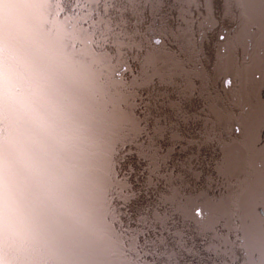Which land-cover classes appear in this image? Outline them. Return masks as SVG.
I'll return each instance as SVG.
<instances>
[{"label":"snow or ice","instance_id":"snow-or-ice-1","mask_svg":"<svg viewBox=\"0 0 264 264\" xmlns=\"http://www.w3.org/2000/svg\"><path fill=\"white\" fill-rule=\"evenodd\" d=\"M163 0H149V3ZM144 0H62L66 12L55 29L63 36L62 56L89 66L120 95L122 137L115 144L82 146L74 134V118L61 112L44 93L30 121V136L18 141L11 102L12 73L5 55L0 59V264H93L86 257L105 242H122L134 250L123 264H171L172 253L156 245L143 206L137 204L136 167L128 158L141 159L134 134L143 124L138 99L126 79L143 43L133 11ZM201 0H187L190 8ZM41 0L28 3L0 0V44L7 51L15 37L13 12L44 8ZM155 46L162 39L152 41ZM23 153V159L21 154ZM27 195L39 228L23 235L17 219L19 194ZM87 192L86 204H70L69 192ZM264 252V247L261 248Z\"/></svg>","mask_w":264,"mask_h":264},{"label":"rangeland","instance_id":"rangeland-1","mask_svg":"<svg viewBox=\"0 0 264 264\" xmlns=\"http://www.w3.org/2000/svg\"><path fill=\"white\" fill-rule=\"evenodd\" d=\"M14 2L28 3L30 0H14ZM41 2L45 5L44 8H23L13 12L15 37L6 52L3 51V45L0 44V59L6 55L12 68L11 102L14 107V124L18 141L21 145L27 142L30 136L29 124L35 113L37 101L47 92L53 104L62 113L67 112L74 118V134L78 143L82 146L93 143L115 144L118 141V136L123 135L120 128V95L118 91L111 88L98 72L90 68L87 58H83L76 65L65 63L61 51L63 36L55 30L58 25L62 24L66 16L62 14V0H41ZM165 2L166 5L162 3V6L169 4L166 0ZM220 2L221 0H201L200 10H197V8L188 7L187 0H183V5L187 8L188 13L194 17L195 14L199 16L198 19L201 20L198 24L201 29L200 33L215 32L212 36H203L202 34L194 36L193 30L187 29L186 32L181 31V35L183 38L187 37L188 43L180 46L176 42V38L178 30L182 27L176 29L168 24L166 28L160 21L163 29L161 33L157 30V33L154 34L160 39L167 37L173 43L171 45L169 42V45L164 48L161 45L156 46L157 50H163L161 53L169 54L163 62V72L169 73L170 66L174 67L172 69L174 76L179 75L181 68L186 70L187 77H184L185 81L187 78L189 85L184 81L181 89L182 94L180 89L176 88L171 90L172 94L170 95L177 97L179 94L180 100L184 103L183 106L190 103V108H187L189 114L201 115L205 121L202 124L204 127L208 126L209 131L213 133L212 138L226 141L233 135L232 122L240 120L238 116L234 115L239 113L238 111L243 107V99L241 101L242 67L239 63L248 57L247 55L242 59V52L245 51L243 47H248L247 51L253 49V40L257 37L259 29L251 28L250 33L243 39L239 33L242 31L241 22L246 18L239 19V15L235 11L234 15L228 19L229 13H225L224 8L219 5ZM222 2L226 7L225 1L222 0ZM233 4L234 2H232L231 10L236 9ZM157 5H159L158 2ZM194 17L189 18L190 25L193 24ZM223 19H225L224 22ZM248 23L252 24L249 19ZM226 25L232 26V31L227 30L231 33L227 45H221L222 36L228 33L223 29ZM211 40L213 42H210ZM207 49L211 50V62H206L209 61ZM174 59L175 63H172ZM205 70L207 78L203 73ZM133 72L135 75L129 69V74L126 77L127 87L132 94L138 97L139 93L141 94L140 91L143 90L141 85L144 82L148 83L149 77L145 73L144 66L142 73H137L134 69ZM188 73H192L194 77L189 78ZM203 78L205 79L203 80ZM191 81L192 84H190ZM203 81L204 83H202ZM249 81V76L243 78L246 88ZM167 82L170 80L165 81V83ZM148 90L149 92L155 91L151 88ZM201 92H204L201 95L202 98L199 95ZM176 97L175 99H178ZM210 97L214 98V105L220 111L216 113L218 116L211 111V109L214 110V107L209 105L211 101L213 102L209 99ZM222 99L227 103L225 107L220 103ZM196 106L197 108H195ZM221 112L227 115V128H222L218 121L222 115ZM142 132L141 126L134 135L139 136ZM21 158H24L23 153ZM69 200L70 204H86L88 201L87 192L73 187L69 192ZM28 208H32V206L21 185L17 203L19 223H23L25 210ZM240 245L244 252H247L245 243ZM133 250L132 243L127 249H124L122 242H105L92 250L86 258L93 264H123L124 261L132 259L128 253ZM240 263L246 264L244 253L240 254Z\"/></svg>","mask_w":264,"mask_h":264},{"label":"trees","instance_id":"trees-1","mask_svg":"<svg viewBox=\"0 0 264 264\" xmlns=\"http://www.w3.org/2000/svg\"><path fill=\"white\" fill-rule=\"evenodd\" d=\"M162 3L158 2L156 6V3L144 0L143 5H137L133 11V23L143 43V53L137 52L132 57L131 68L137 73H142L145 59L158 49L152 45L157 38L154 33L158 29L161 33L163 26L167 28L168 24L179 29V14L172 5L167 7ZM62 14L65 16L66 12L62 11ZM226 27L232 31V26ZM194 31L198 33V30ZM162 40L163 48L169 45L167 37ZM210 52V49L206 50L209 59L206 62H211ZM145 73L149 77L148 83L141 85L143 90L137 97V114H143V132L134 135L141 159L128 158L136 167L137 189L142 193L136 203L143 206L144 226L158 247L172 253L171 264H239L228 262L219 254L214 247V235L202 228L193 209L194 202L207 193L214 178L220 158V140L211 137L213 133L208 126L204 127L203 119L198 121L196 115L189 114L190 103L183 106L179 94L177 97L170 95L172 89L165 87L160 75L158 79L150 80V72L145 70ZM203 73L207 78V71ZM184 81V74L176 79L181 94ZM150 88L155 91L149 92ZM204 92L199 93L201 98ZM121 137L118 136V140Z\"/></svg>","mask_w":264,"mask_h":264},{"label":"flooded vegetation","instance_id":"flooded-vegetation-1","mask_svg":"<svg viewBox=\"0 0 264 264\" xmlns=\"http://www.w3.org/2000/svg\"><path fill=\"white\" fill-rule=\"evenodd\" d=\"M225 1L229 2L230 4H232V2H234V4H240L243 8L242 11H245V13H247L241 0ZM246 18H248L252 22V24L244 22L241 25V33H243L239 34L243 39H245L250 33L251 28H256V25L253 20L250 17ZM223 29L224 31L229 30V32H231L230 29L226 26L223 27ZM229 32L224 34L228 36V39L231 34ZM263 41L264 37L261 36V33L259 31L257 32V37L253 40V49L247 51L248 47H243L245 51L242 52V59L248 55L246 60L239 63L242 67L241 101L243 99V107L242 110L240 109V111H238L239 113H236V115H234L238 116L240 120L232 122L233 135L231 136V138L226 141L220 140V158L217 169L215 171L214 178L210 181L211 185L207 189V193L203 194L199 199H197L196 203L197 217L201 218L203 224L206 226V229L209 231V233L215 235L214 238L216 241L217 251L220 255L224 256L229 262L232 263H238L240 254L244 253L246 264H264V253L262 252L260 254L258 252V248H260L261 246L264 247L263 237V239L261 238L260 242H258L261 245L256 247V249L258 250L255 256L252 257L251 253L250 257L251 250L248 252L250 247L248 248V245L246 243L248 239L247 236H245V232L243 229V212L240 207L241 197L244 195V193L248 191V189L254 182L252 156L246 144V133L243 128V119L248 118L253 111L259 108L257 95L262 87V81L264 76ZM172 55L174 56V54ZM168 56L169 54H165L164 52L161 54L157 53V57L155 60H151L152 57L148 56L145 59V65L147 66V69L150 72V80L158 79V75H160L159 77H161V80H170V82L166 83L165 87L167 89L173 90L178 88L177 83H175L177 76H174L172 72V69L174 67L170 66L171 71L169 73H165V71L163 72L162 68L163 62H165V59ZM172 63H175V59L172 61ZM179 75L182 76V74L180 73ZM245 76H249L250 79V81L247 83V88L244 85L245 82H243V78ZM209 99L213 100V102L211 101L209 103V105L211 104V106L214 107V110L211 109V111L215 112V115L218 116L216 113H218L219 110L216 109L214 105V98ZM238 102L240 103V101ZM195 108H197V106ZM196 117L197 119H199L198 121H202L203 119L201 115H196ZM226 120V114L220 117L219 123H221L222 128L228 127L226 124ZM260 155L264 160V143L260 148ZM257 190H259V198L262 201V199H264L263 188H258ZM256 199H258V196L255 195L254 191V193L251 195V198H249L248 210L250 213L248 215H251L250 217L253 216V223L264 224V216L261 215L262 212L259 207L261 204L257 206L250 203V201H256ZM241 243H245L247 252H244L240 245Z\"/></svg>","mask_w":264,"mask_h":264},{"label":"bare ground","instance_id":"bare-ground-1","mask_svg":"<svg viewBox=\"0 0 264 264\" xmlns=\"http://www.w3.org/2000/svg\"><path fill=\"white\" fill-rule=\"evenodd\" d=\"M166 1H167V3H169V4H167V7L173 5L172 8H175L176 13L179 14V16H180L178 18V22L180 23V26H178V28H181V27L182 28L178 30V35H177L178 37L176 38V42L180 46L186 44V42L188 41L187 37L183 38V36L181 35V31L186 32L187 29L188 30H193V35L194 36L195 35L198 36V34H202V33H200V31H201L200 26H198V24H200V21H201V20L198 19L199 16H196V14H195V17H194V15L188 13L187 8L183 5V0H166ZM225 3L227 4L226 7H224V4H223L222 0L219 3V5L224 8L225 13L226 12L229 13V15H227L228 19H229L230 16L234 15L235 11L239 15V17H238L239 19L240 18L243 19V18L248 17L246 15L245 11L244 12L242 11L243 8L241 7L240 4H238V3L233 4V6L235 5V8L236 9L233 8V10H231L232 9V4H230L227 1H225ZM163 4L166 5L165 0H163ZM171 10H174V9H171ZM197 10H200V6L197 7ZM190 17H194V19L192 20V23H193L192 25H190V20H189ZM222 17H224V16L222 15ZM223 20L225 21V19H223ZM247 20H248V18H246L245 20L243 19V21L241 23L242 24L244 22L247 23L248 22ZM245 25H248V24H245ZM158 30H161V29H158ZM194 30H198V33H195ZM202 35L203 36H206V35L212 36L213 35V32H205ZM227 39H228V36L224 35L223 36V39H221V41H220L221 42V45L222 44H226L227 45V42H228ZM210 42H213V40H211ZM157 53H158V51H155L154 53L149 54L148 56L152 57L151 60H155L156 57H157ZM179 72H180V74H184V76L187 77V75L185 73L186 70L184 68H181ZM188 77L189 78H192L194 76L192 75V73H188ZM185 82L189 85V82L187 81V78H186V81ZM190 84H192V81L190 82ZM221 93H224V92L222 91ZM221 96H224V95L222 94ZM223 100L224 99L220 100V103L222 104V106L225 107L227 103L224 102ZM246 119L247 118H244L243 119V122ZM254 180H255V171H254ZM251 186H250V188H251ZM257 187L258 188H261V189L263 188V191H264V180L262 182H259L257 184ZM258 192H259V190H256L255 191V195L258 196V199H256L257 202L256 201H250V203L253 204V205H257V206L261 204L259 207H260L261 212H262L261 215L264 216V199H262V201H261V199L259 198ZM248 203H249V197H247V194L244 193V195L240 199V207H241V210L243 212V217H242L243 222H244L243 229H244V232H245V236H247V239H248L246 243L248 245V248L250 247V249L248 250V252L251 250L250 251V257H251V253H252V257H254L258 249H259L258 252L260 254L262 253V251H261L262 246L260 248H258V249H256V247H258L259 245H261L258 242H260V240H261L262 237L264 238V224L263 223H253V219H252L253 216L250 217L251 215H248L250 213L249 210H248L249 209ZM245 228L247 229V231L245 230ZM214 247L216 248V244L214 245Z\"/></svg>","mask_w":264,"mask_h":264},{"label":"water","instance_id":"water-1","mask_svg":"<svg viewBox=\"0 0 264 264\" xmlns=\"http://www.w3.org/2000/svg\"><path fill=\"white\" fill-rule=\"evenodd\" d=\"M247 14L253 18L260 28L261 36L264 37V0H241ZM259 108L253 111L244 120L243 127L246 133V144L252 156V165L255 171V180L251 188L246 192L247 197H251L257 184L264 180V160L260 155V148L264 143V78L263 85L257 95ZM247 231V229H246Z\"/></svg>","mask_w":264,"mask_h":264},{"label":"clouds","instance_id":"clouds-1","mask_svg":"<svg viewBox=\"0 0 264 264\" xmlns=\"http://www.w3.org/2000/svg\"><path fill=\"white\" fill-rule=\"evenodd\" d=\"M11 73H12V68H11ZM20 224V230L23 235L28 234V228L31 227L33 230H36L39 228V222L35 218L34 212L32 208H28L25 210L24 214V220L23 223Z\"/></svg>","mask_w":264,"mask_h":264}]
</instances>
